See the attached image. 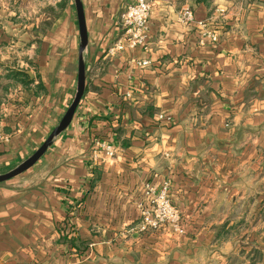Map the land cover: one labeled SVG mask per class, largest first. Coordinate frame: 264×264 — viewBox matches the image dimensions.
Here are the masks:
<instances>
[{
	"label": "crops",
	"instance_id": "1",
	"mask_svg": "<svg viewBox=\"0 0 264 264\" xmlns=\"http://www.w3.org/2000/svg\"><path fill=\"white\" fill-rule=\"evenodd\" d=\"M80 2L85 90L0 183V264H249L264 246V0H152L149 50L112 57L133 0ZM79 41L74 0H0V174L70 105ZM145 184H166L184 234L134 230Z\"/></svg>",
	"mask_w": 264,
	"mask_h": 264
},
{
	"label": "built area",
	"instance_id": "2",
	"mask_svg": "<svg viewBox=\"0 0 264 264\" xmlns=\"http://www.w3.org/2000/svg\"><path fill=\"white\" fill-rule=\"evenodd\" d=\"M152 9V0H133L124 7L119 17L121 29L120 36L107 49V56L112 57L125 48L142 47L149 50L145 41V34L148 28L149 16ZM181 22L188 23L193 20V12L190 8H183L180 12ZM210 42H216L218 37L213 31L203 34ZM141 66L149 65L148 60L138 62ZM162 118V115H159ZM94 152L101 154L104 159L115 156V149L112 144L96 142ZM145 201L139 205L140 219L135 226L138 233L157 231L168 227L173 233L181 235L185 233V226L179 209L173 204L168 193L166 184L157 187L151 184L144 186Z\"/></svg>",
	"mask_w": 264,
	"mask_h": 264
},
{
	"label": "water",
	"instance_id": "3",
	"mask_svg": "<svg viewBox=\"0 0 264 264\" xmlns=\"http://www.w3.org/2000/svg\"><path fill=\"white\" fill-rule=\"evenodd\" d=\"M77 19H78V27H79V51H78V65H77V84H76V91L74 97L66 109L65 113L63 114L62 118L60 119L59 123L53 128L47 138L43 141V143L24 161L18 164L13 169L0 174V183L5 182L21 173L29 169L33 166L39 158L46 152V150L51 146L54 139L62 133L70 124L74 112L81 100V97L85 90V68H84V61L82 57L83 50L87 43V36L85 30V23L83 19V10L81 6L80 0H74Z\"/></svg>",
	"mask_w": 264,
	"mask_h": 264
},
{
	"label": "rangeland",
	"instance_id": "4",
	"mask_svg": "<svg viewBox=\"0 0 264 264\" xmlns=\"http://www.w3.org/2000/svg\"><path fill=\"white\" fill-rule=\"evenodd\" d=\"M48 22H46L44 25L45 26H48ZM42 31H43V28L41 29ZM39 41H40V39H39ZM38 41V42H39ZM32 55V54H31ZM15 60H14V62L16 63V55H15V58H14ZM29 69H30V71L31 72H35L36 73V66H37V64H36V62L34 61V57H33V55L31 56V59H30V62H29ZM38 91H44L43 90V88H42V86L40 87H38ZM31 155V154H30ZM29 155V156H30ZM28 158V157H27ZM26 159V158H25ZM24 159V160H25ZM137 225V224H136ZM135 225V226H136ZM134 230H135V227H134ZM161 230V229H160ZM136 231V230H135ZM158 231V230H157ZM150 232H153V231H150ZM141 234H143V233H141ZM177 235V234H176ZM182 235V234H181ZM243 249H241V251L239 252V253H241V254H243L244 252L242 251ZM264 251V246L263 247H258L257 248V250L255 249V250H253V251H251L250 253L253 255V260H250V263L249 264H264V261H262V260H264V257H263V251ZM252 262V263H251Z\"/></svg>",
	"mask_w": 264,
	"mask_h": 264
},
{
	"label": "trees",
	"instance_id": "5",
	"mask_svg": "<svg viewBox=\"0 0 264 264\" xmlns=\"http://www.w3.org/2000/svg\"><path fill=\"white\" fill-rule=\"evenodd\" d=\"M24 77H27L25 74H23ZM29 82H32V80H30ZM40 86V85H39ZM41 87V86H40Z\"/></svg>",
	"mask_w": 264,
	"mask_h": 264
}]
</instances>
